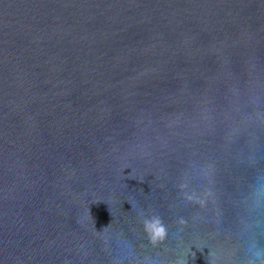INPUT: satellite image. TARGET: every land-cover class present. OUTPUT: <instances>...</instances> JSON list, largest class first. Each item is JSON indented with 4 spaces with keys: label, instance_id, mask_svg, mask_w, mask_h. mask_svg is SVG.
<instances>
[{
    "label": "water",
    "instance_id": "1",
    "mask_svg": "<svg viewBox=\"0 0 264 264\" xmlns=\"http://www.w3.org/2000/svg\"><path fill=\"white\" fill-rule=\"evenodd\" d=\"M261 259L264 0H0V264Z\"/></svg>",
    "mask_w": 264,
    "mask_h": 264
},
{
    "label": "clouds",
    "instance_id": "2",
    "mask_svg": "<svg viewBox=\"0 0 264 264\" xmlns=\"http://www.w3.org/2000/svg\"><path fill=\"white\" fill-rule=\"evenodd\" d=\"M181 187L185 188L186 185H181ZM206 195H211V193H207ZM185 199L189 202L197 203L201 207H203L205 203L203 199L197 198L195 194L186 195ZM178 223L181 226H184L186 224V221L183 218H181L179 219ZM143 226H144V231L147 234L150 243L154 247L163 243L166 240L168 236V231L162 219L159 216L154 215L150 218H145L143 220ZM255 255L257 257H260L261 253L258 251L255 253ZM177 264H186V261L178 260ZM249 264H256V260H250ZM260 264H264V259L260 260Z\"/></svg>",
    "mask_w": 264,
    "mask_h": 264
}]
</instances>
